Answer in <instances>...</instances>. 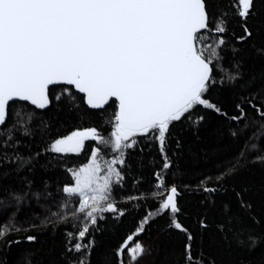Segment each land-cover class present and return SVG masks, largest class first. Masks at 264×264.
<instances>
[{
    "label": "snow or ice",
    "instance_id": "obj_1",
    "mask_svg": "<svg viewBox=\"0 0 264 264\" xmlns=\"http://www.w3.org/2000/svg\"><path fill=\"white\" fill-rule=\"evenodd\" d=\"M211 120L231 156L198 147ZM186 159L213 163L182 192ZM126 213L175 264H264V0H0V264H141L133 233L96 245ZM31 229L61 250L9 260Z\"/></svg>",
    "mask_w": 264,
    "mask_h": 264
},
{
    "label": "trees",
    "instance_id": "obj_2",
    "mask_svg": "<svg viewBox=\"0 0 264 264\" xmlns=\"http://www.w3.org/2000/svg\"><path fill=\"white\" fill-rule=\"evenodd\" d=\"M91 124L92 121L85 120L81 126H90ZM218 126V122L215 120H211L209 122L208 127L201 132V141L199 142L198 147L220 157H229L236 152L237 145L233 143L226 134L223 136L218 135L216 132ZM201 155L203 156V153H201ZM212 163L213 162L211 160L203 159H201L198 163H193L187 159L182 162V167L185 170L176 173L173 177L177 184L181 185L180 190L182 192L184 191L182 187L183 183L194 184L200 177L201 171L205 168V166L211 169ZM144 171L145 181L151 179V177L147 174V169ZM260 175V170L256 167H252L250 171H245L244 175L238 177V182L258 181ZM147 186L148 185L145 184V187ZM193 202L194 201L191 198H187L184 201L185 204H190ZM148 203H151V201ZM120 206L124 207V203L121 202ZM142 211H146V209H143ZM26 215L29 214L25 211H21L18 217L19 220L23 222ZM137 215V213H126L125 217L121 218L122 223L119 225V227L102 228L101 231L95 234L97 247L100 250H112L118 246V243L122 241V239L126 237L127 234L133 233L134 239L142 242L145 247L150 248V254H146L142 258L141 264H175L181 253L180 239L177 236L169 235L167 231H161V223H152L150 226H146L145 232L137 236L134 233V227L138 223ZM109 224H111V221H109ZM25 235H35L38 237V240L34 242L22 240L19 246L13 245L12 254L9 255V260L14 258V254L30 246L35 250V259L37 260L40 259V257L55 256L62 248V238L59 233L56 235H51L49 231L42 232L38 229H31L29 232L25 233ZM9 238L12 239L14 236ZM195 252H199L198 245H196L194 248V253ZM123 259L125 260V264H127V255H125Z\"/></svg>",
    "mask_w": 264,
    "mask_h": 264
}]
</instances>
